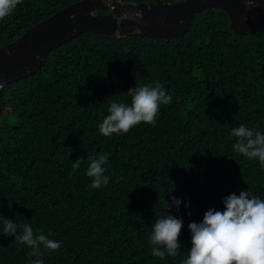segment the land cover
<instances>
[{
	"label": "trees",
	"instance_id": "trees-1",
	"mask_svg": "<svg viewBox=\"0 0 264 264\" xmlns=\"http://www.w3.org/2000/svg\"><path fill=\"white\" fill-rule=\"evenodd\" d=\"M77 1L20 0L0 20V47ZM154 81L172 94L155 125L103 136L111 103L130 106L128 90ZM0 103V216L61 242L41 246L44 264H182L189 223L241 190L264 199V166L236 153L231 135L241 124L264 132V28L233 33L222 9H204L173 40L81 33L49 51L37 73L2 87ZM101 153L111 179L97 189L87 157ZM173 196L182 247L161 260L151 255V226ZM30 251L4 236L0 218V264H30Z\"/></svg>",
	"mask_w": 264,
	"mask_h": 264
},
{
	"label": "clouds",
	"instance_id": "clouds-1",
	"mask_svg": "<svg viewBox=\"0 0 264 264\" xmlns=\"http://www.w3.org/2000/svg\"><path fill=\"white\" fill-rule=\"evenodd\" d=\"M18 3L20 0H0V20L9 15ZM121 18L129 17L124 15ZM126 95L131 97V105L111 103L109 114L99 125V132L103 136L127 133L141 122L154 126L160 106L172 102V94L159 81L130 88ZM231 135L237 138L233 144L236 153L249 160L258 159L264 166V132L241 124L232 128ZM108 158V153L87 157L89 165L86 175L91 178L92 188L98 189L109 183L111 177L105 175L104 167ZM81 162L82 159L78 157L72 163V168L79 169ZM222 203L223 211L209 208L201 222L189 223L192 247L182 264H264V199L251 195L248 190H241L238 195L232 193L226 196ZM180 204L181 200L173 196L171 202L165 201L167 215L155 218L149 238L153 257L163 260L166 255H179L182 245L178 243V237L183 220L168 212L172 207L179 209ZM189 204L185 203V207ZM0 218L4 236L14 237L16 241L26 244L31 249L28 256L37 257L30 264H44L39 258L43 255L41 246L52 251L61 247L60 241L49 239L50 234L45 235L40 231L34 234L31 224L19 225L13 219ZM21 228L22 234L18 235Z\"/></svg>",
	"mask_w": 264,
	"mask_h": 264
},
{
	"label": "water",
	"instance_id": "water-1",
	"mask_svg": "<svg viewBox=\"0 0 264 264\" xmlns=\"http://www.w3.org/2000/svg\"><path fill=\"white\" fill-rule=\"evenodd\" d=\"M209 8L225 11L233 33L254 34L264 28V0H184L177 3L80 0L0 47V90L37 73L49 51L81 33L111 37L119 30L124 36L173 40L188 30L198 13ZM97 10L106 12L96 14ZM124 15L129 18L122 19Z\"/></svg>",
	"mask_w": 264,
	"mask_h": 264
}]
</instances>
